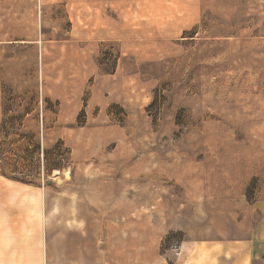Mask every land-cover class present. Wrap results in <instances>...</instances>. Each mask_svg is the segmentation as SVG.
Listing matches in <instances>:
<instances>
[{"label": "rangeland", "instance_id": "374dc122", "mask_svg": "<svg viewBox=\"0 0 264 264\" xmlns=\"http://www.w3.org/2000/svg\"><path fill=\"white\" fill-rule=\"evenodd\" d=\"M0 264H264V0H0Z\"/></svg>", "mask_w": 264, "mask_h": 264}, {"label": "crops", "instance_id": "0c3cea01", "mask_svg": "<svg viewBox=\"0 0 264 264\" xmlns=\"http://www.w3.org/2000/svg\"><path fill=\"white\" fill-rule=\"evenodd\" d=\"M67 253H69V252H67ZM73 254V253H72ZM78 255V254H77ZM77 255H72V257H76V258H78L79 256H77ZM70 256H71V254H70ZM81 256V255H80ZM83 256V255H82Z\"/></svg>", "mask_w": 264, "mask_h": 264}]
</instances>
